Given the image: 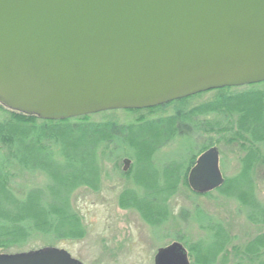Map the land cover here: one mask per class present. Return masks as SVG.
Instances as JSON below:
<instances>
[{"label": "water", "instance_id": "95a60500", "mask_svg": "<svg viewBox=\"0 0 264 264\" xmlns=\"http://www.w3.org/2000/svg\"><path fill=\"white\" fill-rule=\"evenodd\" d=\"M263 80L264 0H0V100L32 114L146 108ZM225 180L213 145L189 184L205 193ZM156 253L191 264L178 241ZM0 264L84 263L44 246L0 252Z\"/></svg>", "mask_w": 264, "mask_h": 264}, {"label": "trees", "instance_id": "16d2710c", "mask_svg": "<svg viewBox=\"0 0 264 264\" xmlns=\"http://www.w3.org/2000/svg\"><path fill=\"white\" fill-rule=\"evenodd\" d=\"M212 91L219 98L208 104L188 111L181 107L166 117H137L129 123L114 119L91 121L92 116L98 113L66 118L42 117L8 106L0 100V252L22 251L19 248L39 235L47 244L55 245L60 240L85 234L82 217L71 200L73 191L80 185L99 183L105 166L101 161L112 162L122 159L124 155L135 156V167L143 174L149 172L146 165L151 166L157 174L155 176L151 172L153 178L141 176L145 180L149 179L152 185L149 188L141 187L138 191L126 189L128 195L125 196V202L135 203L139 208L148 207L150 220L154 224L164 222L170 213L166 199L179 190L181 181L190 189L186 169L195 165L200 153L216 143L207 138L197 148L186 146L185 154H189V157L183 159L182 155L181 160L166 158L161 172L158 171L162 167L152 161L153 154L145 160V144L154 141L155 137L160 141L163 139V144L180 138L190 141L197 132L209 134L222 131L227 142L242 139L240 144L245 154L241 159V171L226 177L218 190L224 194H234L251 209L248 211L250 219L264 222V204L252 193L255 182L252 170L247 169L248 165L254 164L252 155L260 160L264 157L257 153L260 150L259 143L264 142V80L241 86L216 87ZM204 92L152 107L124 109L130 112L155 111ZM208 111L216 113L215 120L207 118ZM104 112L108 111L99 113ZM201 117H205L204 120ZM196 118L201 122L196 121ZM38 172L46 177L42 184L26 188L23 187L25 184L18 183L22 175ZM204 194L209 195L211 192ZM219 226L215 227L212 237L215 238L217 234L220 238L213 245L203 247L199 241L197 249L190 245L200 255L207 256L212 264L218 261L228 241L227 237L222 236L224 227ZM13 243L18 245L14 246ZM251 248H255L258 254L264 252V235L257 237L245 249L238 247L237 253L245 254V258L234 264H251L248 257Z\"/></svg>", "mask_w": 264, "mask_h": 264}, {"label": "rangeland", "instance_id": "374dc122", "mask_svg": "<svg viewBox=\"0 0 264 264\" xmlns=\"http://www.w3.org/2000/svg\"><path fill=\"white\" fill-rule=\"evenodd\" d=\"M211 91L212 89L205 90L202 95L191 96L185 101L174 102L155 111L130 112L124 108L103 110L108 112H96L98 114L92 116L91 121L114 119L121 123H129L130 120L133 121L134 118L142 116L145 119L166 117L172 115L178 108L182 107L183 110L188 111L219 98L215 91ZM215 114V112L208 111L207 118L215 120L217 116ZM204 118L200 119L204 120ZM196 121L201 122L198 118ZM224 134L225 132L222 131H212L209 134L197 132L192 135L193 140L180 138V140L169 141L168 144H163V139L160 141L155 137L154 141L145 144L147 145L144 149L146 150L145 160L153 154L154 157L151 160L162 167L167 161L166 158L181 160L182 155L183 159L189 157V154H185L186 146L197 148L205 139L211 138L220 149V167L224 176L232 177L241 171V165H243L241 159L245 154L243 151L245 149L242 143L240 144L242 139L227 142ZM156 135L158 136V133ZM259 145L260 150L257 153L264 156V142H260ZM125 158L132 160L129 172L123 171ZM252 159L255 165L247 166V169L252 170L255 182V193H252L257 196L258 201L264 204V157L260 160L252 155ZM101 162L105 166L100 182L90 186L80 185L73 191L71 197L73 205L82 217L86 233L79 235L78 238L60 240L55 245L47 244L46 240L39 235V237L30 239L28 244L19 249L25 251L44 246H58L69 250L73 257L78 258L84 264H156L155 257L158 249L174 240H180L188 249L191 264H212L207 256L200 255L191 249L190 245L195 249L198 247V241L203 247L208 244L213 245L220 238L217 234L215 238L212 237L215 234V227L222 225L224 227L221 230L222 236L227 237L228 241L225 250L219 255L215 264H234L241 258H245V254L237 253L238 247L242 246L245 249L248 244L255 242L257 237L264 235V222L250 219L248 211L251 209L240 202L234 194H226L228 192L224 194L217 188L209 195L198 194L191 191V187L188 189L182 181L179 184V190L166 199L169 206L168 211H170L168 219L154 224L150 220L148 207H140L147 210L144 212L139 206H135V203L127 204L125 196L128 195L126 189L133 188L138 191L141 187H151L149 179L145 180L141 176L153 178L152 173L155 175V170L146 165L148 171L152 172L151 174L149 172L143 174L141 170H138V176L130 178L136 175L135 156L124 155L122 159ZM190 169H186V172L189 173ZM162 170L163 167L158 172ZM45 179V175L41 172L34 175L26 173L18 178V183L25 184L23 187L31 188L42 184ZM94 186L97 188H93ZM209 224L214 226L207 228ZM13 245L18 244L13 243ZM249 254L251 264H264V252L258 254L255 248H251Z\"/></svg>", "mask_w": 264, "mask_h": 264}, {"label": "flooded vegetation", "instance_id": "af4514ba", "mask_svg": "<svg viewBox=\"0 0 264 264\" xmlns=\"http://www.w3.org/2000/svg\"><path fill=\"white\" fill-rule=\"evenodd\" d=\"M203 153V152H202ZM202 153H200L199 155H198V157L202 154ZM198 157L196 158V162H195V165H196V163H197V160H198ZM220 158H221V154H220ZM195 165H193L192 167H191V169L193 168V167H195ZM131 169V168H130ZM130 169H128V170H123V171H125V172H129L130 171ZM191 169H190V171H191ZM138 170V169H137ZM137 170H135L136 171V175H132L130 178H133V177H137L138 176V174H137ZM189 174H190V172H189ZM188 182H189V176H188ZM190 185V184H189ZM191 187V186H190ZM192 188V187H191ZM217 188V187H216ZM219 188V187H218ZM217 188V189H218ZM193 190V189H192ZM215 190V189H214ZM194 191V190H193ZM213 190H210V191H208V192H212ZM195 193H198V194H204V193H199V192H196V191H194ZM205 193H207V192H205ZM174 242H177V240H174L173 242H171L170 244H168V245H166V246H161L160 248H162V247H167V246H169V245H171L172 243H174ZM178 242H181L183 245H184V243L182 242V241H180V240H178ZM185 246V245H184ZM159 248V249H160ZM185 248L187 249V247L185 246ZM158 249V250H159ZM187 251H188V249H187ZM189 255V254H188ZM156 263V262H155Z\"/></svg>", "mask_w": 264, "mask_h": 264}]
</instances>
